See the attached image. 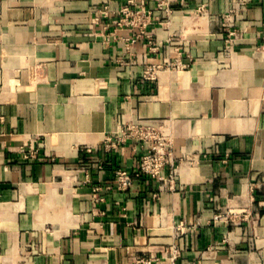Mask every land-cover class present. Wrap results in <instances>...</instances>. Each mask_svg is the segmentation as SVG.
Masks as SVG:
<instances>
[{
    "label": "crops",
    "instance_id": "obj_1",
    "mask_svg": "<svg viewBox=\"0 0 264 264\" xmlns=\"http://www.w3.org/2000/svg\"><path fill=\"white\" fill-rule=\"evenodd\" d=\"M127 4L0 0V264H264V0ZM139 118L164 179L104 148Z\"/></svg>",
    "mask_w": 264,
    "mask_h": 264
},
{
    "label": "built area",
    "instance_id": "obj_2",
    "mask_svg": "<svg viewBox=\"0 0 264 264\" xmlns=\"http://www.w3.org/2000/svg\"><path fill=\"white\" fill-rule=\"evenodd\" d=\"M128 4H134V0H128ZM128 4L120 8L121 16L114 20L115 24H130L142 27L148 13L142 9H131ZM142 32L143 30L139 29L136 36L138 37ZM154 75V67H149L144 72V77L147 79L154 78ZM128 140L134 141L141 149L138 169L134 175H148L164 179L162 172L166 165H171L174 162V159L170 150V139L165 134L162 124L153 119L143 118L129 121L121 127L120 131L106 135L103 139V145L106 150L110 151L117 149ZM33 150L31 152H34ZM173 172V169H171L168 174L169 180L173 177ZM115 181L118 188H126L131 185L133 179L132 175L126 170L117 169ZM214 218L221 217L216 215ZM174 257L175 253L172 252L170 260L166 263L162 257L141 254L135 256L131 264H173Z\"/></svg>",
    "mask_w": 264,
    "mask_h": 264
}]
</instances>
